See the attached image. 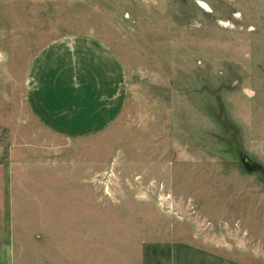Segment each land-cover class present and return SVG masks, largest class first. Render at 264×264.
I'll use <instances>...</instances> for the list:
<instances>
[{"label": "rangeland", "instance_id": "obj_1", "mask_svg": "<svg viewBox=\"0 0 264 264\" xmlns=\"http://www.w3.org/2000/svg\"><path fill=\"white\" fill-rule=\"evenodd\" d=\"M74 34L108 42L129 79L118 121L78 146L21 101L36 53ZM11 132L34 150L19 264L185 261L193 235L264 251V0H0L4 155Z\"/></svg>", "mask_w": 264, "mask_h": 264}, {"label": "crops", "instance_id": "obj_2", "mask_svg": "<svg viewBox=\"0 0 264 264\" xmlns=\"http://www.w3.org/2000/svg\"><path fill=\"white\" fill-rule=\"evenodd\" d=\"M128 97V74L118 52L98 36L74 34L55 39L36 53L21 101L33 124L78 146L112 128ZM24 146L18 149L14 132L6 155L0 143V264H19V226L26 225L22 213L33 192L23 184L30 177L33 144ZM192 238L193 244L185 247V261L173 246L169 260L160 264H264V251L249 244L243 234L234 244L204 240L203 249L194 244L198 237Z\"/></svg>", "mask_w": 264, "mask_h": 264}, {"label": "water", "instance_id": "obj_3", "mask_svg": "<svg viewBox=\"0 0 264 264\" xmlns=\"http://www.w3.org/2000/svg\"><path fill=\"white\" fill-rule=\"evenodd\" d=\"M244 163L246 165V168L249 170V171H255L256 170V167L255 166H252L248 160L244 159Z\"/></svg>", "mask_w": 264, "mask_h": 264}, {"label": "flooded vegetation", "instance_id": "obj_4", "mask_svg": "<svg viewBox=\"0 0 264 264\" xmlns=\"http://www.w3.org/2000/svg\"><path fill=\"white\" fill-rule=\"evenodd\" d=\"M242 159H243V161H244V159L248 160L249 163H250L252 166H254V165H253V162L250 160V158H248V157H242Z\"/></svg>", "mask_w": 264, "mask_h": 264}]
</instances>
